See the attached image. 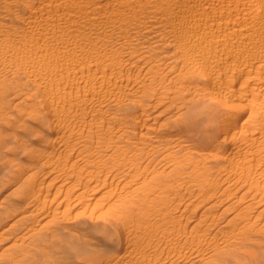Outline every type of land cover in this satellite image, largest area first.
Wrapping results in <instances>:
<instances>
[{
    "label": "bare ground",
    "instance_id": "bare-ground-1",
    "mask_svg": "<svg viewBox=\"0 0 264 264\" xmlns=\"http://www.w3.org/2000/svg\"><path fill=\"white\" fill-rule=\"evenodd\" d=\"M0 264H264V0H0Z\"/></svg>",
    "mask_w": 264,
    "mask_h": 264
}]
</instances>
